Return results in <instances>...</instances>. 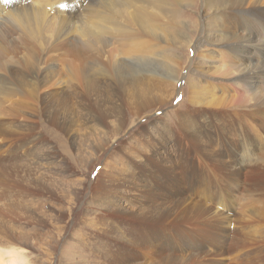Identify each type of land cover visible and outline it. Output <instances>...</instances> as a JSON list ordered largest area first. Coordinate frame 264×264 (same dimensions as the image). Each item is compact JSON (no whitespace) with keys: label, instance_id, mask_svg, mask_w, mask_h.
<instances>
[{"label":"rangeland","instance_id":"obj_1","mask_svg":"<svg viewBox=\"0 0 264 264\" xmlns=\"http://www.w3.org/2000/svg\"><path fill=\"white\" fill-rule=\"evenodd\" d=\"M21 1L24 2L19 6L25 4V13L31 17L24 21L18 18L25 13L6 14L5 0H0V15L3 17L0 19V48L3 49H0V178L11 181V186L15 183L20 189V193L13 189L7 193L0 185L3 189L0 190V264L12 259L17 264H264V190L254 191L257 194L232 192L235 185L223 178L215 167L199 163L190 145L189 153H184L182 157L178 156L180 153H172L173 161L177 162L174 165L176 174L173 175L176 182L172 186L197 193L191 197L195 206L203 202L213 208L207 216L213 221V226H193L197 223L188 228L159 226L162 234L167 235L144 243L139 241L142 238L137 237L138 234L135 238L132 236L137 223L127 216L141 202L135 187L146 193L141 179L136 181L140 185L129 184L130 175L126 170L127 163L134 161L138 155L135 146L140 140L139 130L145 127L151 133L146 137L149 146L154 143L153 139L171 144L169 132H178L176 121L191 105L192 90L195 89L192 86L197 85L196 88L202 92L205 87L209 88L207 77L220 73L221 60L217 54L210 52L213 54L204 56L197 46L204 36H214V28L211 27L217 19L206 7L207 0H183L178 3L166 0L158 5L172 15L160 17L152 8L157 3L151 1L146 11L155 14L157 19L153 26L155 38L148 42H136L133 36L124 41L115 34L110 23L98 17L99 13L94 15L93 21H86V18L92 19L87 14L83 18L82 15L75 17L90 0ZM106 15L112 18L120 15L118 20L124 19L123 14H114L110 9L105 12ZM63 16L68 19H63ZM233 16L237 15L234 13ZM168 18L174 24L169 23ZM98 19L109 27L104 30L99 28ZM93 22L103 30V35L97 33L95 40H100L98 43L86 34L88 29L90 33L94 30ZM47 34L51 35L49 42ZM64 36V51L58 56L55 49L62 44L60 40ZM100 43L107 49L97 46ZM153 45L158 55L150 56L148 53ZM122 49L124 51H120ZM96 54L100 55L97 61L99 69L102 65L108 71L112 69L110 79L103 83L105 88L103 85L98 88L102 93L100 90L95 92L96 83L92 82V76L88 80L84 78L86 75L82 77L81 74V83L78 84L74 75L77 70L81 73L88 71L91 66L88 64H92ZM122 54L129 56L128 59ZM111 55L117 58L112 60ZM152 57L155 58L153 62L150 60ZM120 63L119 75L123 81L112 84L113 70ZM177 64L180 65L179 79L171 81V77L168 80L171 68ZM40 68H44L40 82L29 78L25 83H19L17 74L20 69L34 77L35 71ZM215 70H219L216 71L218 74ZM142 76L148 82L139 87L132 85V89L130 84L127 87L130 89H126L128 93L124 85L126 87L134 78ZM83 78L86 80L83 81ZM149 79L152 80L150 83ZM221 84L227 82L222 81ZM223 89L220 96L221 93L236 96L233 89ZM137 90L140 94H144L142 91L146 94L150 92L148 104L139 116L128 110V103L134 100ZM127 93H132L131 97ZM105 100L112 104H107ZM209 101L207 98L206 102ZM89 105L104 112L110 111L105 129L92 127L85 112V106ZM117 108L124 112L120 109L115 111ZM53 117L62 127L68 123L66 128L55 124ZM173 139L176 140V137L173 136ZM258 140L264 145L260 138ZM180 145L179 148L182 147ZM29 147L30 151L35 150L34 154ZM263 150L260 152L262 157ZM252 154L251 159L262 158L254 149ZM234 160L243 166L249 164L250 157L245 150H235ZM146 173H140L144 181L154 183L151 174L156 181L157 172ZM240 187L241 183L235 189L239 191ZM128 199H132V203ZM113 204L115 208L125 209L113 214ZM219 205L222 208L219 209ZM218 211L224 212L220 218L216 214ZM239 227L242 229L238 230ZM209 255L212 259L207 257Z\"/></svg>","mask_w":264,"mask_h":264},{"label":"bare ground","instance_id":"obj_2","mask_svg":"<svg viewBox=\"0 0 264 264\" xmlns=\"http://www.w3.org/2000/svg\"><path fill=\"white\" fill-rule=\"evenodd\" d=\"M151 1L157 3V4H153L152 8H154L157 11L154 13L158 14V17L172 15L168 10L163 11L161 9L162 6L160 7L158 5V3L163 4L166 0H90V2L87 3V5L84 4L83 8L82 9L80 8L81 10H79V12L76 13V15L74 16L80 18V16L82 15L81 18H83L84 14H87V16L90 18L92 17V19H87L85 17L86 21L88 20L93 21L94 15H98L99 13L98 17L102 18L103 21L110 23L111 28L115 30L114 31L115 34L120 35V37H122L124 41L125 40L128 41V39L135 37L136 42L137 41L142 42L146 40H147L146 42H148V40H152L155 38V35H153V31H154L153 26L155 23V18L157 17L155 16V14H149L146 11L147 5L149 6ZM170 1H173V0H170ZM181 1L183 0H174V3H178ZM23 2L24 1H21L20 3L19 0H5V10H7L5 13L10 14V15H23L25 13V4L19 6ZM206 2H207L206 7H208L212 11L213 17L217 19V22L214 23L211 27V28H214V32L212 31L214 33V36L210 34L209 36H204L199 41L197 46L199 47V49H201V52L204 54V56L208 55V53L210 52H215L217 56L220 58L221 60L220 61L221 64L219 66L220 73L218 74L219 70H215V74L217 73L219 76L218 75L214 76V74L213 76L212 75L208 76V73H207V76H208L207 80L209 81V84H208L209 88L205 87V85L202 84V86L204 85L205 87L204 89L202 88L204 90L202 92H200L196 88L197 85L192 86V89L193 88L195 89L192 90L193 98L190 100L191 105H189L190 107H188V111L181 113L180 114L181 118H178L176 121V125L179 130L178 132L174 130H171L169 132L170 134L169 140H171V144L167 145V143L162 142V140L159 141L158 139V141H156L155 139H153L154 143L153 144L150 143L151 146H149L147 144L148 140L146 139V137L149 136L151 133L148 130H146V128L144 127L142 130H139L138 132V137L140 140L139 142L137 141L138 143L135 146V153H138V155L135 156L136 158L133 159L134 161L127 163L126 170H128L127 172L130 175L129 184L131 186L135 184L136 186V184H139L136 181H138V179H141L140 181L142 183L141 186L142 188L144 186V188L146 189L145 190L146 193H143V192H140L142 191L140 187L138 186H137L138 188L135 187L136 194L141 199V202L138 204V206H136L137 209L131 212V215H127L131 218L133 222L137 223V229L132 234V236L135 238V236H137L138 234L137 237L142 238V240L139 239L140 242L147 243L149 239L155 238L157 236H161V235L166 236L167 233L162 234V229L159 226L168 227L171 229H173V226L174 228H188V226L193 223L194 224L197 223L196 225H193V226H198V227L199 226L201 227L202 225H205V227L213 226V221H210L207 219V216L209 217L208 211L213 210V208H210L209 206L204 205L203 202L201 204L197 203L195 206L194 198H192L193 200H191V197L196 196L197 193L195 192L191 193L189 192L187 188H184V187L172 186L176 182V179L173 175L176 174L174 165L177 164L176 161H173L172 156L174 155L172 153H175V154L180 153L178 156L182 157L184 153L186 152L189 153L188 151L190 150V147H191L192 152L196 156V159H199V163L204 164L205 166L211 165L215 167L221 173L223 178H226L228 182H231L232 185H235L232 192H234L235 190L242 194L244 193L250 194V192L255 193L254 191H257V190L259 192V189L264 190L263 189L264 188V176H263L264 156L262 157V154L260 153L261 150L264 149L263 147L264 145L260 144V141L258 140L260 138V140H262V142L264 143V139H261L262 137L264 138V0H257V1L256 0L255 1L254 0L253 1L252 0H207ZM91 3H93L94 5L92 6ZM108 9H110V11H112L114 14H123L124 15L123 21L118 20L120 18V15L116 16L115 18L110 17L109 16L110 14L104 16L105 12ZM174 10L175 12H177V9H174ZM49 13L50 12H48V14ZM234 13L237 16H233ZM2 18L3 17H1L0 15V19ZM26 18H31L28 15V13L27 14L25 13L24 16L18 19L20 21H24ZM63 19L67 20L68 18L63 16ZM161 20H163V18ZM168 21L169 23L170 21L172 23V19H169ZM96 22L99 28L103 30L107 26L109 27V25L104 26L103 23H101V20L99 19ZM84 23L86 24V22ZM92 25H93L92 28L94 30L91 31L90 33L89 32L90 29H88L89 31H86V34L87 33L89 34V36L91 37V40H92V37L95 40L96 36H98L97 33L100 35H103V30H100L96 26L95 22H93ZM88 28L90 27L88 26ZM132 32H135V33H132ZM50 37H51L50 34L46 35V40H48V42L50 41L49 39ZM65 41H66V37L64 36L60 40L62 44H58V46L55 49L56 55L60 56L62 51H64ZM98 41L95 40V42L97 43ZM103 41L107 42L108 40H103ZM97 46H100V48L103 50L107 49L105 46L104 47L102 46L103 47L102 48L101 43L99 45L97 44ZM0 49L1 51L3 50L2 48ZM120 51H124V50L122 49ZM144 51H147V50H144ZM126 52L125 54L127 55ZM140 52H138V54ZM148 52L149 51L145 53H148ZM114 53L117 54V52H114ZM156 54H157V50L155 49V45H153L152 49L150 50V54L148 53V55L153 56ZM210 54H213V53H210ZM123 55L124 54H122V57ZM132 55L134 54L132 53ZM95 56L96 58L91 60L92 64H88V65H91L89 66L88 71H83L81 73L79 70H77L74 72V75L77 78V80L76 79L75 80L78 82V84L81 83V78L84 77V75L88 77V78L86 76L84 77L88 80L92 76L91 77L92 82L96 83V87L94 90L95 92H97L98 90H100L98 88L101 85H103L104 81H107L108 79H110L109 74L112 72L111 71L112 69L109 68L111 70L108 71V68L104 65H102L99 69L97 67L98 66L97 61H99L98 57L100 55L96 54ZM117 56L116 57L112 56V60H114V58H117ZM52 57L53 59H56V56H52ZM124 57L126 58L127 56L124 55ZM137 58L135 59L138 60ZM133 60L134 59H132V61ZM150 60L151 62H153L155 58L152 57L150 58ZM142 61L144 62V59ZM133 62H135V60ZM127 63H130L129 60H127ZM125 64H126V61H125ZM0 65H1V60H0ZM130 65H129V68H130ZM179 66L180 65L177 64L176 66H173L171 68L172 70H171L170 76L168 77V80L171 77H172L171 81H177L179 79V76H178V73H179L178 71L180 68ZM120 68H122L121 63L115 66L113 70L114 79L111 81L112 84H114L115 81L116 82L123 81L120 79V75H119ZM32 70H36V69H32ZM43 70L44 68H40L36 70L35 76L32 77L30 76V74L26 73L24 69H20L17 74L18 81L19 83L20 82L25 83L26 81H28L29 78H32L33 81L40 82L42 80L41 72H43ZM150 73H153V72H150ZM155 73L156 71L154 72L153 75H155ZM212 73L214 72H211V74ZM81 74H83L82 77H81ZM123 75L125 76V73H123ZM84 78L82 79L83 81L86 80ZM122 78L124 77L122 76ZM145 79L146 77L143 78V76L139 78H134L131 81V83H128L126 85V87L124 85V88L125 90L130 89V87L127 88L130 84L131 86L133 85L135 87L136 86L139 87V85L146 82ZM151 81L149 79V83ZM222 81L227 82V84L225 85L221 84ZM87 85L89 87V83ZM110 86L111 85H109V87ZM133 86L131 87V89L134 88ZM211 86L213 88H211ZM223 87H226L227 88L226 90L233 89V91H235L236 93V96H234L235 94L233 96L231 95L232 99H230L231 96H228L227 94L223 95L221 93L222 96H220L219 93L220 91L224 90ZM115 88L117 87L115 86ZM118 90L119 89H117L116 92ZM134 90H132V93ZM137 91L138 92H135L136 94H135L134 100L128 103V107H129L128 110H130V112L135 114L136 116H139L142 114L143 109L148 104L147 103L148 99H150L148 98V94L150 92L146 94L145 91H142L144 94H140L139 90ZM100 93H102L101 90H100ZM128 95L129 97H131L130 94ZM88 96L89 94L87 95V97ZM99 97H98V100H99ZM100 98L103 99L102 97ZM207 98L210 99L209 102H206ZM88 100L90 102L89 98ZM114 104L115 103L113 102V105ZM125 105H122V106L125 107ZM118 109L120 108L115 109V111L116 110L118 111ZM120 111L124 112V110L122 109H120ZM85 112L89 116L88 121L90 122V124H92L93 128L100 130V128L102 127H104L105 129L106 124L108 125L107 119L109 117L110 111L104 112V111L94 108V106L89 105V106H85ZM58 115L59 114H57V116ZM118 115H120V112L118 113ZM119 118L121 117L119 116ZM53 121L55 124H57V119H55L54 117H53ZM58 124H60L59 121H58ZM67 124L66 125L64 124L63 127L61 124L58 126H61L62 128H64L65 126H67ZM66 132L68 131L66 130ZM173 136L176 137L177 141L173 139ZM179 145L182 147L179 148L178 147ZM31 147L33 146L31 145ZM26 149L27 147L25 148V150ZM28 149L30 151V147ZM160 149H162L163 152L160 151ZM253 149L261 155L260 156V158L262 157L261 159H258V160L251 159L250 155L252 154ZM32 150L30 152L34 154L35 150L34 151ZM235 150H238L239 152H243L245 150V152H247V154L250 157L249 164L247 163V165H243V166L238 165L236 161L234 160ZM23 152H24V149H23ZM52 154L53 153H50V155ZM231 157H233V160H229ZM144 172H147L146 174L157 172L156 181L154 177L152 176V174H151V178L154 183L150 184L149 183L150 181L148 182L144 181L143 179L144 177L141 175ZM4 174L5 172L2 173L1 176ZM148 179L150 178L148 177ZM0 181L5 182V183H0V185L3 187V189L7 193L11 192L12 189H13L12 191L17 190L19 191L18 193H20V189H17V185L15 183H14V186H11L12 184L11 181L7 179L0 178ZM239 183H241V187H240L241 190L238 191L235 188L239 185ZM128 201L132 203L133 200L128 199ZM189 207H191L193 210H189L190 209ZM114 208H115V205H114ZM220 208H222L221 205H219V209ZM122 209H125V208H120V207L115 208L114 209L115 211L113 210L111 212H113V214L121 213ZM223 211H218L216 213L219 218L222 215H224ZM140 225L141 227L139 228ZM242 227H239L238 230H241ZM223 255L221 257H223ZM199 256L200 258H202L201 255ZM207 257H210V255ZM6 264H17V263L15 262L14 259H12V261L7 262Z\"/></svg>","mask_w":264,"mask_h":264}]
</instances>
